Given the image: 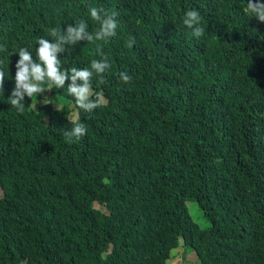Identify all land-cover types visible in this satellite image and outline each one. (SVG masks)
<instances>
[{
    "label": "trees",
    "instance_id": "obj_1",
    "mask_svg": "<svg viewBox=\"0 0 264 264\" xmlns=\"http://www.w3.org/2000/svg\"><path fill=\"white\" fill-rule=\"evenodd\" d=\"M89 6L118 12L116 36L68 45L60 60L90 68L103 49L111 68L92 79L102 105L79 110L70 81L45 82L18 112L8 98L19 49L36 59L39 38L77 20L94 32ZM246 6L0 0V264H168L181 239L201 264H264V23ZM192 9L199 38L182 23ZM74 122L87 133L68 143Z\"/></svg>",
    "mask_w": 264,
    "mask_h": 264
},
{
    "label": "clouds",
    "instance_id": "obj_2",
    "mask_svg": "<svg viewBox=\"0 0 264 264\" xmlns=\"http://www.w3.org/2000/svg\"><path fill=\"white\" fill-rule=\"evenodd\" d=\"M245 14L252 18L258 19L264 23V3L259 0H247V6L243 10ZM88 12L93 21L99 25L94 32L88 30V24L84 20H77L75 24H69L63 31L58 28H51L48 35L49 39L39 38L36 48V59H33V54L25 47L19 49V60L17 61L15 73V88L8 98V103L17 109L18 112H23L25 97L32 98L39 96L45 92L43 87L45 82L53 85L56 88H64L66 81H70L67 85L68 94L74 98L76 107L85 112H92L100 107L103 103V98L99 93H94L92 89V79L94 74L100 77L99 82L103 83V74L111 68L109 57L104 53L103 49H97L100 59H93L90 68H77L62 70L60 55L67 51L66 46L75 45L80 41H102L116 36V29L120 27V16L118 12L113 10L109 14L103 8L89 6ZM183 25L192 30V35L199 38L203 36L204 29L201 27L200 12L196 9L185 12ZM134 40L130 41L128 46L132 47ZM0 51L6 52V45H0ZM119 79L124 83H129L132 77L125 71L117 73ZM5 72L0 68V91L3 92ZM49 88L47 90H51ZM57 111L59 108L57 107ZM87 133V128L84 124L74 122L70 131L65 133L68 143L78 142Z\"/></svg>",
    "mask_w": 264,
    "mask_h": 264
},
{
    "label": "rangeland",
    "instance_id": "obj_3",
    "mask_svg": "<svg viewBox=\"0 0 264 264\" xmlns=\"http://www.w3.org/2000/svg\"><path fill=\"white\" fill-rule=\"evenodd\" d=\"M48 93L42 94V97H47ZM36 99V96H34ZM3 195V191L0 187V196ZM187 206L190 212V215L194 220L199 224L201 228H207L210 223L209 220L204 216L200 210L198 204L194 200H189ZM187 247L184 246L183 240L181 239L180 244L177 248L172 251L171 258L168 261V264H201L197 254L195 253H186Z\"/></svg>",
    "mask_w": 264,
    "mask_h": 264
}]
</instances>
